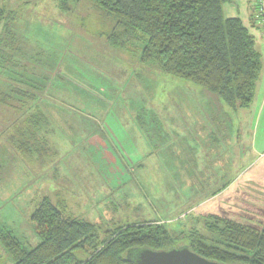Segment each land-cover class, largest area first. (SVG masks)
Listing matches in <instances>:
<instances>
[{
    "label": "rangeland",
    "instance_id": "obj_1",
    "mask_svg": "<svg viewBox=\"0 0 264 264\" xmlns=\"http://www.w3.org/2000/svg\"><path fill=\"white\" fill-rule=\"evenodd\" d=\"M0 8L8 17L0 36L6 23L13 32L3 36L12 49L5 54H15L12 61L29 71L50 73L40 102L49 118V144L39 135L41 150L50 148L59 164V174L50 165L33 167L10 142L14 132L0 138V240L11 232L35 248L40 238L32 214L44 198L56 200L69 181H85L87 189L82 195L74 189L66 215L97 222L101 233L159 222L174 236L196 230L210 238L207 221H245L248 212L264 210V121H257L255 101L237 111L220 106V124L208 121L205 100L196 94L202 88L143 68L142 43L114 47L107 36L115 19L88 1L62 10L54 0H0ZM15 71L23 72L19 66ZM11 106L0 107L9 123ZM106 122L116 139L101 137ZM104 182L106 193L98 185ZM0 264H12L1 246Z\"/></svg>",
    "mask_w": 264,
    "mask_h": 264
},
{
    "label": "trees",
    "instance_id": "obj_2",
    "mask_svg": "<svg viewBox=\"0 0 264 264\" xmlns=\"http://www.w3.org/2000/svg\"><path fill=\"white\" fill-rule=\"evenodd\" d=\"M54 1L60 9L69 10L71 3L81 0ZM85 1L115 19L116 26L107 36L114 47L142 43L143 68L202 88L208 96V121L220 124V106L237 111L253 105L263 72L262 55L251 31L258 26L264 34L259 0L250 2V21L257 24L250 27L240 17L227 16V7H238L236 0ZM7 18L0 8V25ZM10 25L6 23L4 35L13 34ZM3 36L0 107L12 105L14 120L9 123L6 114L0 116V138L11 130L15 134L10 142L22 160L45 168L56 159L50 148L41 150V136L49 118L40 102L47 97L49 78L45 73H50L44 69L38 73L29 71L27 65L15 63L16 59L13 62L15 54H5L12 49L5 45ZM18 66L23 72L15 71ZM11 99L16 105L9 103ZM0 111L5 113L1 108ZM3 119L9 125H4ZM244 218L245 221L215 217V222L207 221L210 238L196 230L174 236L159 222L123 225L101 233L96 224L67 216L49 198H44L31 216L40 243L28 249L11 232H6L1 235L0 246L12 264H136L129 258L135 250L167 251L181 247L220 264H264V210L248 212Z\"/></svg>",
    "mask_w": 264,
    "mask_h": 264
},
{
    "label": "crops",
    "instance_id": "obj_3",
    "mask_svg": "<svg viewBox=\"0 0 264 264\" xmlns=\"http://www.w3.org/2000/svg\"><path fill=\"white\" fill-rule=\"evenodd\" d=\"M236 2H237V4L239 5L238 7H227L226 8V13H227V16L228 17H231V18H233V17H240L241 18V14L243 15V17H245L246 19H243V21L245 22V24H247L249 27L250 26H252V24H255L256 26H257V24H256V22L255 21H250V19H252V14H251V8H250V6H251V4H250V2H251V0H236ZM253 5V4H252ZM241 13V14H240ZM242 19V18H241ZM251 31H252V33L254 34V36H255V39H256V43H257V49H258V51L261 53V55H262V59H263V74H262V77H261V81H260V83H259V86H260V84H263L264 85V34H263V32H262V30H259V28H258V26L256 27V28H252L251 29ZM260 43V44H259ZM258 45H260L259 47H261L260 49L258 48ZM188 86V85H187ZM194 88H196V87H190V86H188L187 87V89H194ZM199 90V89H198ZM199 97H203V101L205 100V102H207V100H208V96L206 95V93H205V91H202V89H200L199 91H197V93H196ZM256 96H257V98H256ZM256 96H255V107L257 108V114H256V117H257V121H259V123L260 122H262V121H264V86H263V88L262 89H258V92H256ZM200 101V100H199ZM166 118H167V116H165ZM162 118V117H161ZM88 123L89 122H86V125H88ZM135 125V128H137V124L135 123V122H133ZM100 128H101V126H100ZM110 128V127H109ZM115 129H121V125H119L118 127H114ZM49 129V128H48ZM102 130V129H101ZM100 130V131H101ZM137 130V129H136ZM103 136H101V137H103V138H105V136L107 137V138H114V139H116V137H118L114 132H112V135L108 132V130H107V122L104 124V126H103ZM42 135H45V140L47 141V143H48V141H49V139H50V135L51 134H49L48 132H44V134L42 133ZM121 135V138H124V135H123V133L121 132L120 134H119V136ZM135 135H138V131H135ZM97 141H95L94 140V142H99V143H101L102 144V146L104 147L105 146V142H102V141H100V139H96ZM127 140V139H126ZM127 142H129L128 140H127ZM49 144V143H48ZM115 144V143H114ZM120 144V143H119ZM132 148V147H131ZM125 151V150H124ZM131 152H133V151H131ZM147 153H149V151L148 150H146V154ZM125 163V162H124ZM136 164H138V163H136ZM54 163L52 164V165H50V170H53V169H56L57 171H58V174H59V170H58V165L56 164V165H54ZM104 167H105V170H106V166L104 165ZM52 168V169H51ZM96 170V169H95ZM50 172H52V171H50ZM50 172H48V173H50ZM76 176H77V174H75V173H73V175H72V177H71V179L72 178H76ZM98 185L102 188V190H103V192L104 193H106L107 191H106V189H105V187H106V184H105V182H104V185H100L99 183H98ZM61 191H59L58 193H57V195H56V200H53L52 198H49L58 208H60V209H62L63 211H64V213L66 214V211H68L67 209H66V207H67V204H68V202L70 201V197L72 196V195H74L75 194V190L74 189H79L80 188V190H81V195L83 194V192L87 189V184L85 183V181L82 183V181H80V182H78V185H76V184H74V183H72L71 181H69V182H66L64 185H61ZM112 191V189L110 190V192ZM77 192V191H76ZM86 192V191H85ZM82 198H83V196H82ZM84 199V198H83ZM85 200V199H84ZM84 202H86V201H84ZM83 202V203H84ZM87 202H89V200L87 201ZM91 202V201H90ZM97 202H99V201H97ZM88 207L92 210V212H96L97 214H98V220L97 221H99L100 220V214H99V211H96V209H95V207L92 205V206H90V203L88 204ZM94 214V213H93ZM90 215V219H92V217L94 218V215ZM68 216V215H67ZM89 219V220H90ZM88 222H91V221H88ZM91 223H93V224H97V222H91Z\"/></svg>",
    "mask_w": 264,
    "mask_h": 264
},
{
    "label": "water",
    "instance_id": "obj_4",
    "mask_svg": "<svg viewBox=\"0 0 264 264\" xmlns=\"http://www.w3.org/2000/svg\"><path fill=\"white\" fill-rule=\"evenodd\" d=\"M136 264H220L207 260L188 247L163 251L140 249L129 253Z\"/></svg>",
    "mask_w": 264,
    "mask_h": 264
},
{
    "label": "built area",
    "instance_id": "obj_5",
    "mask_svg": "<svg viewBox=\"0 0 264 264\" xmlns=\"http://www.w3.org/2000/svg\"><path fill=\"white\" fill-rule=\"evenodd\" d=\"M259 3H261V6H262V8H261V15L263 14V16H264V0H259Z\"/></svg>",
    "mask_w": 264,
    "mask_h": 264
}]
</instances>
